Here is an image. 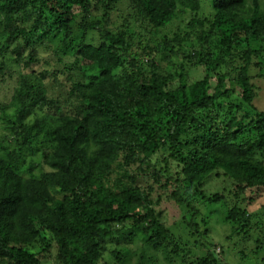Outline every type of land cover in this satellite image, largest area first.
I'll return each mask as SVG.
<instances>
[{
    "label": "trees",
    "instance_id": "1",
    "mask_svg": "<svg viewBox=\"0 0 264 264\" xmlns=\"http://www.w3.org/2000/svg\"><path fill=\"white\" fill-rule=\"evenodd\" d=\"M252 43L264 0H0V83L16 82L0 101V264H99L105 241L136 239L180 258L160 189L205 240L190 264H222L212 216L263 247L264 212L246 207L264 187Z\"/></svg>",
    "mask_w": 264,
    "mask_h": 264
},
{
    "label": "rangeland",
    "instance_id": "2",
    "mask_svg": "<svg viewBox=\"0 0 264 264\" xmlns=\"http://www.w3.org/2000/svg\"><path fill=\"white\" fill-rule=\"evenodd\" d=\"M174 28V26H167L162 32L168 34ZM252 46L256 48H264V43H252ZM162 66L167 67L163 64ZM192 74L194 78H198L199 76V73L194 72L193 70ZM13 81L14 80H9L6 77V81L2 84L0 83V101L9 100H4V98L11 95L16 84V82ZM254 82L257 86V95L253 101V105L257 110H264V81L256 79ZM39 110V107H33V111ZM28 117L29 116H27V118ZM5 140L7 142H3L1 145L8 147L9 140L6 138ZM209 180L210 181L207 182L206 186V190L209 192L213 191L215 188H218V191H220L221 189L219 188L225 184L221 178H210ZM228 190L229 188L227 187L225 192ZM166 193L167 192H163L162 189L154 193L155 197L157 195L161 196L159 197L160 203L157 204L156 208L158 213L160 212V220L165 223L173 235L179 239L183 250L180 253L181 257L178 258L171 255V259L168 261L162 256V251L152 250L149 245L143 244L138 239L133 242L121 243V245H115L112 242L105 241L106 250L104 252L103 260H101L99 264H113L115 258L112 259L110 253L115 249H118L121 254L124 253V255L130 256L129 264H190V261L194 258L201 257L206 253L205 248L201 247V243H205V240L199 238L196 234L191 236L189 227L183 221V219L189 220L190 215L184 212V216H182L183 219H181V214H179L181 212L180 208L175 206V201L168 198L169 195ZM247 198L249 200V205H247V200L246 207L248 206L247 209L249 212H264V187L257 192H250ZM194 205L206 216H208L209 206L212 209L216 208V205H209L200 201H195ZM212 217L214 218V216ZM213 218L210 223V241L217 245L216 252H218V255L222 258V264H264V260H261L264 257V245L263 247L256 246L255 239H257L258 235L256 232H250L244 237V239H242V241L238 239L239 237H237V235L230 236L229 239H226V236L230 233V228L226 225H221L219 220H213ZM262 233L264 234V230ZM221 246H224L226 249L224 256L220 252ZM242 250H245L247 256L241 254ZM186 254L187 256H185ZM183 257H185V260H182Z\"/></svg>",
    "mask_w": 264,
    "mask_h": 264
}]
</instances>
